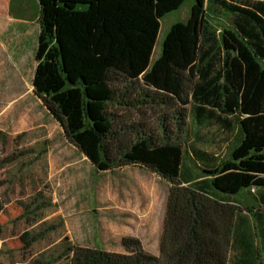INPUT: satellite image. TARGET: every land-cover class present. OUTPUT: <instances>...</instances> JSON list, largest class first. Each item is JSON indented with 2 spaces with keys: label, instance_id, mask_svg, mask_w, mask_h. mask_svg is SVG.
Here are the masks:
<instances>
[{
  "label": "trees",
  "instance_id": "obj_1",
  "mask_svg": "<svg viewBox=\"0 0 264 264\" xmlns=\"http://www.w3.org/2000/svg\"><path fill=\"white\" fill-rule=\"evenodd\" d=\"M164 4L40 2L33 93L97 170L140 166L169 184L158 255L127 235L124 252L68 245L70 264H228L232 249H246L232 198L243 188L264 189V0H207V12L225 14L230 25L217 33L204 18L196 39L186 24L176 50H163L150 65ZM196 122V138L184 145ZM220 126L234 134L231 147L237 144L212 161L195 142L214 143ZM186 145L202 168L193 185L183 184L196 176L184 168ZM4 203L0 195V212ZM43 233L23 232V248ZM241 259L236 264H258Z\"/></svg>",
  "mask_w": 264,
  "mask_h": 264
},
{
  "label": "rangeland",
  "instance_id": "obj_2",
  "mask_svg": "<svg viewBox=\"0 0 264 264\" xmlns=\"http://www.w3.org/2000/svg\"><path fill=\"white\" fill-rule=\"evenodd\" d=\"M177 1L180 4L175 6ZM40 2L0 0V195L5 201L0 212V264H33L38 260L70 264V255L64 249L71 244L124 252L121 238L127 235L139 236L146 245L155 247L156 237L152 240L148 225L142 229L129 221L125 209L131 214L148 207L161 210L167 181L153 177L140 166L97 170L65 138L62 128L32 91ZM167 3L157 8L160 28L150 65L163 50H176V33L186 24L192 27L196 39L204 18L217 33L230 25L225 14L207 12V0ZM187 70L192 74L193 62ZM129 111L123 112L132 114L130 118H141L137 110ZM148 112L149 117L154 116ZM198 129L196 122L184 145L196 138ZM217 138L212 143L214 150L220 151ZM195 143L209 148L211 142ZM236 144L234 141L231 148ZM188 148L186 145L184 168L188 174H200L202 168L196 166ZM245 190L235 195L237 200L247 197ZM25 231L44 233L23 248L20 235Z\"/></svg>",
  "mask_w": 264,
  "mask_h": 264
},
{
  "label": "crops",
  "instance_id": "obj_3",
  "mask_svg": "<svg viewBox=\"0 0 264 264\" xmlns=\"http://www.w3.org/2000/svg\"><path fill=\"white\" fill-rule=\"evenodd\" d=\"M211 131L213 130L211 129ZM233 137H234V134H231L225 128H222L219 131L218 138H217V141H219V145L221 147L220 151L214 150L216 148L214 147L213 143H210L207 145V146H210L209 148H206V146L204 145H199V146H201L200 148L202 150H205L210 154L209 158H211L212 161H213V158L211 157V154H213L219 159L225 158L229 155V152L231 149V143H232L231 140L233 139ZM223 153L226 154L224 157H223ZM192 159L196 161V159L193 156H192ZM149 172L152 174L153 177L156 176L161 179V177L157 175L156 173L151 172V171ZM194 175L196 176L189 178L190 180L189 179L188 181L184 180L183 184L185 185L187 183H190V185H193L194 183H196V180H198L199 175L198 174H194ZM205 191L208 194H210L212 197L218 200L223 198V197L221 198L218 194H216L214 191L210 189H206ZM244 192H245L244 194H246L248 199L247 197H244L243 200L240 201V200H237L236 197H233L232 201L240 206V208H238L239 210H238V214L236 218V223H238L237 225H239V227L242 228L243 231L239 230L237 237L243 240L242 244L244 245V247H246V249H241V250L232 249L230 251L228 264H236V262L242 260L241 258L244 256L246 260H252V261L254 260L258 264H264V250H263V247H264V205H263L264 189H261L259 191L257 190L255 192H252L251 190L249 191L246 189ZM168 193H169V184H168L167 193L165 196L164 208H162L159 211H155L153 207L151 208L148 207L147 209L145 210L143 209L142 211H139V210L132 211L134 214H131L130 213L131 211L129 209H125V213H126L125 216L126 215L129 216L127 217L130 219L129 221H134L137 224H140V227L142 229L143 227L148 225L149 230H151L150 236L152 240L156 237L155 239L156 245L154 247L152 245L151 246L146 245L143 238L141 239L139 236H137L140 239L144 249L155 255L159 254L160 238H161V234L163 230V222H164V216L166 212ZM247 200H249V202H247ZM258 217L259 219L262 220L261 223L257 221ZM256 234L258 237L255 236ZM251 241H252V244H251Z\"/></svg>",
  "mask_w": 264,
  "mask_h": 264
}]
</instances>
